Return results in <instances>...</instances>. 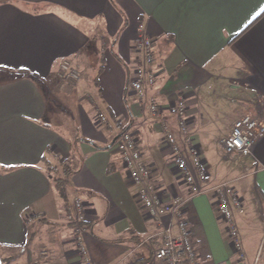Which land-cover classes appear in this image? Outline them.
Returning a JSON list of instances; mask_svg holds the SVG:
<instances>
[{"label":"crops","instance_id":"1","mask_svg":"<svg viewBox=\"0 0 264 264\" xmlns=\"http://www.w3.org/2000/svg\"><path fill=\"white\" fill-rule=\"evenodd\" d=\"M140 25L154 40L158 73L143 97L129 89ZM64 62L80 71L78 81L62 78ZM179 96L209 173L198 195L177 174L164 138L172 133L191 163L168 111ZM214 96L219 110L210 121ZM151 103L163 106L161 116ZM253 109L264 121V0H0L1 264H82L80 234L93 264L150 258L162 235L135 199L116 147L122 129L137 136L163 198L183 200L195 264H252L261 238L249 240L245 217L234 212L246 256L237 260L216 209L215 156L234 121ZM217 122L227 127L208 136ZM239 160L247 192L264 211V136ZM76 200L85 203L82 223Z\"/></svg>","mask_w":264,"mask_h":264},{"label":"built area","instance_id":"2","mask_svg":"<svg viewBox=\"0 0 264 264\" xmlns=\"http://www.w3.org/2000/svg\"><path fill=\"white\" fill-rule=\"evenodd\" d=\"M154 50V40L146 35L144 26L140 25L136 40V52L139 54L140 62L129 81V89L139 97H143L147 89L154 86L158 77L157 71L153 69ZM60 72L62 78L67 81H78L81 77L80 71L68 62L60 65ZM149 108L152 115L156 117L164 112L163 106L158 103H151ZM168 111L176 119L179 131L185 135L191 163L179 154L177 141L172 133H165V143L172 148V162L186 189L190 195H198L208 180V170L199 151V145L189 134L190 119L185 98L179 96L177 104ZM97 119L102 124L107 122V117L102 112L97 113ZM263 136L262 115L258 110H249L234 121L229 134L222 140L221 147L226 156H234L238 159L249 158L256 143ZM137 143L138 139L134 132L122 129L116 147L127 175L136 187L137 203L145 217L157 225L162 235L160 245L155 247L150 258L141 264H195L196 250L191 241V231L184 213V202L180 197H172L169 200L163 198L160 188L153 183L154 170L143 159ZM216 195L217 213L227 222L230 239L235 245L237 260L241 261L244 255L241 253L240 238L232 223L235 212L233 206L238 207L237 197L234 192L227 189H217ZM75 208L79 212L77 221L82 223L85 217L80 212L85 208V203L76 200ZM166 217H169L168 223L164 221ZM77 243L82 264H93L82 234L77 237Z\"/></svg>","mask_w":264,"mask_h":264},{"label":"rangeland","instance_id":"3","mask_svg":"<svg viewBox=\"0 0 264 264\" xmlns=\"http://www.w3.org/2000/svg\"><path fill=\"white\" fill-rule=\"evenodd\" d=\"M216 97H213V103L211 104L210 108H207L206 111H208V119L214 120L215 119V113L219 110L217 109L219 106V102L215 100ZM224 120V118H223ZM225 121V120H224ZM226 123L225 122H217L213 126L212 132H208V136H219L222 131L225 129ZM210 128H208L209 131ZM199 151L202 154V149L199 146ZM212 152V151H211ZM212 152V157H214L215 154ZM203 156V154H202ZM217 158H219L222 167L221 171L219 172V180L216 182V190L217 189H227L235 193V196L237 197L238 201V207H234L235 213H238L237 215L245 217V225L247 227V238L253 239V233H256L261 238V244L259 246L258 253L255 255L254 260L251 262L252 264H264V211L251 199V194L248 193V189L245 185V176L247 174V168H245V162L244 160H239L238 158L234 156H226L222 150V147L220 146L219 153L216 154ZM204 158V157H203ZM62 170V169H61ZM54 176L58 177L60 175V170L57 172H54ZM209 175V173H208ZM209 178V177H208ZM237 182V183H236ZM241 184L239 186V184ZM240 238V236H239ZM252 242V241H251ZM241 244V242H240ZM155 248V247H154ZM241 253L243 254V246L241 244ZM262 254V255H261ZM244 255V254H243ZM246 256L244 255V259H242L240 262H245Z\"/></svg>","mask_w":264,"mask_h":264},{"label":"trees","instance_id":"4","mask_svg":"<svg viewBox=\"0 0 264 264\" xmlns=\"http://www.w3.org/2000/svg\"><path fill=\"white\" fill-rule=\"evenodd\" d=\"M27 76H28V74H27ZM36 81H37V79L36 78H34ZM53 183H55L57 186H59V187H63L62 185L63 184H61V180H53Z\"/></svg>","mask_w":264,"mask_h":264},{"label":"water","instance_id":"5","mask_svg":"<svg viewBox=\"0 0 264 264\" xmlns=\"http://www.w3.org/2000/svg\"><path fill=\"white\" fill-rule=\"evenodd\" d=\"M0 264H1V261H0Z\"/></svg>","mask_w":264,"mask_h":264}]
</instances>
